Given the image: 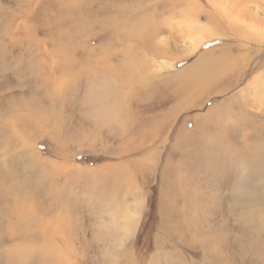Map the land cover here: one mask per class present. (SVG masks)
<instances>
[{"label": "rangeland", "instance_id": "obj_1", "mask_svg": "<svg viewBox=\"0 0 264 264\" xmlns=\"http://www.w3.org/2000/svg\"><path fill=\"white\" fill-rule=\"evenodd\" d=\"M216 2L0 0V264H264V206L245 194L261 161L264 176V39L243 33L264 0ZM215 8L227 25L186 50L177 23ZM219 47L226 72L178 93ZM117 209L136 220L120 243L104 235Z\"/></svg>", "mask_w": 264, "mask_h": 264}, {"label": "bare ground", "instance_id": "obj_2", "mask_svg": "<svg viewBox=\"0 0 264 264\" xmlns=\"http://www.w3.org/2000/svg\"><path fill=\"white\" fill-rule=\"evenodd\" d=\"M215 3L216 0H213ZM220 6V5H218ZM221 8L219 9H214V18L219 16L220 15V18L221 19H217V22H214L212 24H209L207 23V26L204 24H197L196 20H193L190 18L188 20H186L185 22H179L177 23L178 24V27H180V30L183 32V35L185 37V43L183 44L184 48L190 52H192L196 46L198 44H201L202 43V40L205 39L206 37L210 39L211 36H215L217 35L220 30L222 29L220 26V22L221 20L224 21V24L227 25V23H225V20L226 19V15L221 13ZM192 21V22H191ZM248 25V23H247ZM244 27L245 29V36L249 39V40H257V41H260L261 39L263 40L264 39V28H262L261 26H259L257 23L253 24V25H250V26H247ZM177 26V25H176ZM177 27V28H178ZM241 27V26H240ZM221 28V29H220ZM226 28V27H225ZM154 30V28H153ZM179 30V28H178ZM140 32H144V29L142 30H139ZM148 31V32H147ZM146 31V34H149L152 30H147ZM155 31V30H154ZM153 31V32H154ZM152 32V33H153ZM183 37V36H182ZM221 37V36H220ZM147 41H145L146 43ZM221 43V42H220ZM216 45V44H215ZM113 46V45H111ZM214 46V45H213ZM228 46V45H227ZM212 47V46H211ZM222 48V47H221ZM111 49V48H110ZM220 49V47H219ZM226 49V50H225ZM222 48L220 50H218L219 54L215 55L216 56H213V54L208 51H206V53H202L201 56L199 57L198 59V62L197 63H194V65H191L189 66L188 68H185L184 71L186 73V76L185 77L187 80H182V82H185L186 84H188V86H185L184 88L180 87L179 88V92L181 95H184L186 93H182V92H187L189 93V95L192 93L193 90L195 89H200L205 83L206 81L208 82H211V81H216V78H218L219 75H222L224 70L226 72V68L225 67H228V65H226L225 61H227V59L231 58L230 56V53L228 52L229 48ZM113 52V51H112ZM212 52V51H211ZM99 55L101 56V54L99 53ZM113 55V54H112ZM109 57L110 54H108ZM102 58V57H101ZM64 58L61 56V57H58V63L60 64V62L63 60ZM129 59V57L127 58ZM105 60V59H104ZM130 60V59H129ZM134 60V59H132ZM128 61V60H127ZM167 61V60H166ZM229 61V60H228ZM132 63H130V65H137L136 69L139 70L140 72L143 71V64L142 62L139 61L138 63V60L136 61H131ZM162 62V61H161ZM161 64V63H159ZM162 65V64H161ZM164 65L168 68H171L172 67V63L171 62H165ZM61 66H63V64H61ZM59 68H62L59 66ZM190 69H192L193 71L190 72ZM139 71L137 72V74L139 73ZM218 72V73H217ZM178 73V72H177ZM179 75L174 73L170 76L171 78V83L167 86L165 85V87H163V89L165 88V90L167 91L168 88L169 90L173 91L174 93H176V89H177V85L178 80H175L177 79ZM181 80V79H180ZM159 81V80H158ZM173 81V82H172ZM162 82V81H161ZM160 81L158 82L159 84L161 83ZM257 88L261 87L262 90H261V95H262V91L264 90V81H263V78L262 76H258L256 77V79H253L252 81ZM166 83V82H165ZM183 86V85H182ZM191 86V87H189ZM158 85L157 83L154 84V82L152 83L150 80H147L146 82L144 83H141L139 85V88L137 90H134L132 92H135L137 93L138 95H140L139 93H141L142 95L145 96L144 99L142 100H145L147 99L146 98V91L148 93H150V91L152 92H156L158 91L157 88ZM204 87V86H203ZM101 89V87H100ZM260 88L257 90L259 91ZM100 91V90H99ZM189 91V92H188ZM264 92V91H263ZM60 93V92H59ZM134 93V94H135ZM50 94V93H49ZM133 94V96H134ZM188 95V94H187ZM126 96V94L124 92H121L120 95L116 94V93H113L111 92V100L113 101H116V102H119V101H122L123 98ZM132 96V97H133ZM176 96V95H175ZM173 97V96H171ZM181 97V96H180ZM259 97V96H258ZM134 98V97H133ZM173 99V98H172ZM49 102V101H48ZM53 103V102H52ZM261 105V104H260ZM111 106L113 107L111 109V112L109 115L111 114H114L115 112L118 111V109L120 108L119 106L117 105H114V104H111ZM67 109V108H66ZM122 109L124 110V105L122 107ZM95 110V113L92 112V110H90L91 112V116H95L97 120H101L99 117L103 114H104V111H102V107H101V111L97 113V107L95 106L94 109ZM39 110H36L35 113H37ZM40 112V111H39ZM36 115V114H35ZM123 114L117 116L118 118L122 117ZM126 116L128 118H131V116L129 114H126ZM216 117V116H215ZM53 118V117H52ZM57 118V117H56ZM64 119H62L63 121ZM94 120V119H93ZM52 123H53V127H57L56 124H58L59 122L55 119H51ZM61 122V120H59ZM68 121V120H67ZM224 121V120H223ZM232 121V120H230ZM234 121V120H233ZM238 122V121H237ZM243 123V124H242ZM242 126H244V122H242ZM59 125V124H58ZM60 129V128H59ZM53 130H56V128H54ZM144 130V129H143ZM142 130V131H143ZM59 135V133H58ZM57 135V136H58ZM207 135V134H206ZM208 139V138H207ZM242 139H246V140H241L242 143L244 144L243 146V149L244 150L245 148L247 149L248 148V145H247V136H244ZM258 139V137H257ZM250 142V141H249ZM263 143V142H262ZM250 144V143H249ZM264 144V143H263ZM238 148H241L240 146H238ZM237 148V149H238ZM230 149V148H229ZM256 149V148H255ZM231 150V149H230ZM249 150V149H248ZM247 150V151H248ZM257 150V149H256ZM246 151V152H247ZM241 153V151H239ZM245 152V151H244ZM238 153V152H237ZM243 154V153H242ZM241 154V155H242ZM255 154V153H254ZM257 154V153H256ZM252 158V157H251ZM261 161V160H260ZM254 166V165H251V167ZM262 165V161L260 162L259 166H257L256 168H254L252 171H249V174L247 175V178H250V177H255L254 180H253V184L255 185H252V188L251 189H247L245 191H247L245 194H246V199L250 202H253V201H258L260 202V205L261 206H264V191H263V188H264V178H263V182H259V179L260 177H264L263 174H260V168H261ZM262 170V169H261ZM264 172V171H263ZM183 178L180 177V180H182ZM256 179V180H255ZM251 181V179H250ZM182 183V182H181ZM259 183H261L260 185H258ZM242 186V185H241ZM182 187V186H181ZM189 187V186H188ZM241 188V187H240ZM242 189V188H241ZM239 189V190H241ZM245 189V188H244ZM188 192V190L186 189V191L182 190V197L183 194H186ZM238 193L240 194V192L238 191ZM181 194V193H180ZM185 198V197H184ZM193 203V202H192ZM250 204V203H248ZM253 205H255L256 203H251ZM180 205V204H179ZM181 209V208H180ZM64 210V209H63ZM66 210V209H65ZM70 210V209H69ZM116 216L118 217V223H115L113 220L112 222L115 223L114 224V228H112V230H109L108 234H104L105 236L106 235H110L111 238H115L116 242L117 243H120L121 241H123L125 238L129 237V235L133 232V229L136 225V220H135V214L131 211H128V209H117L116 211ZM115 215V214H114ZM112 216V215H111ZM24 217H18L17 219L18 220H22ZM111 220V219H110ZM117 221V220H116ZM101 226V225H100ZM59 227V226H58ZM57 227V228H58ZM116 228L118 230H116ZM44 230V229H43ZM60 230V229H59Z\"/></svg>", "mask_w": 264, "mask_h": 264}]
</instances>
